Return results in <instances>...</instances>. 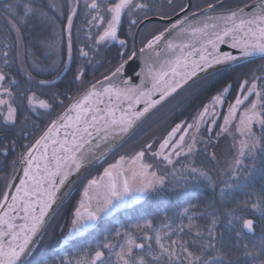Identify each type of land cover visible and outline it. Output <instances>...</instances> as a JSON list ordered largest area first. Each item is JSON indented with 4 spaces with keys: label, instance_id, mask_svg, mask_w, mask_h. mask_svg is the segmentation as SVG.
<instances>
[{
    "label": "snow or ice",
    "instance_id": "6c2138e0",
    "mask_svg": "<svg viewBox=\"0 0 264 264\" xmlns=\"http://www.w3.org/2000/svg\"><path fill=\"white\" fill-rule=\"evenodd\" d=\"M153 15L167 23L137 49ZM0 24V161L16 157L0 191V264H264V64L239 80L232 100L228 83L191 122L109 162L161 101L207 82L218 66L264 61V0H6ZM26 29L35 34L32 48ZM74 63L68 88L77 94L55 90ZM106 63L99 77L85 79ZM45 73L52 78H39ZM104 164L83 183L66 234L61 228L67 254H49L41 241L50 220L76 181ZM209 190L202 208L193 203ZM173 203L172 215L149 218L152 206ZM120 210H130L129 221L96 239ZM84 237L95 243L85 246Z\"/></svg>",
    "mask_w": 264,
    "mask_h": 264
},
{
    "label": "trees",
    "instance_id": "16d2710c",
    "mask_svg": "<svg viewBox=\"0 0 264 264\" xmlns=\"http://www.w3.org/2000/svg\"><path fill=\"white\" fill-rule=\"evenodd\" d=\"M5 2H6V0H0V4L5 3ZM81 7H82V4H81ZM82 19H83V16L81 15V17L79 19H76L74 22V48H73V56L74 57L76 56L75 27L80 26V24L82 23ZM124 27H126V30H127V25H125ZM4 31H5V29H4L3 25L0 24V34H2ZM24 35H25V44L29 48H32L33 42L35 39V34L32 33L30 30L26 29ZM0 47H2V35H0ZM21 51L23 52V49H21ZM115 52H116V49L113 48L112 50L104 53V55L107 58L112 59L115 56ZM114 62H115V60H113V63ZM44 63L47 64V63H49V61H44ZM77 63H78V61H77ZM262 64H264V61H262L260 59H255L251 63H244L239 67L233 66V67L229 68V69H232L230 72H227V74L222 75L219 78L215 79L214 82L212 83L210 89H208L207 91L208 92H216L218 89L226 86L228 83H232L233 84L232 95L234 96L235 92L238 88L239 80L245 76L250 75L251 72L255 71ZM75 67H76V63H74L71 66V69H72L71 71H68L66 74L62 73L60 79L58 80V83H57L55 90L61 91V92L67 90L69 92V95H76L77 94L78 89L76 86H72L70 89L68 88L69 82L73 78V72L75 71ZM107 67H109V65L106 63L103 67H99V71L93 72L91 69H89L88 74H87L85 79L87 81H92L94 79V77H99L100 73L104 72ZM21 76H22V73H21ZM18 78H20V77H18ZM39 78L51 79L52 77L49 76L47 73H45L42 76H40ZM211 90H214V91H211ZM45 91L47 92L48 90L46 89ZM66 103H67V101H66ZM62 110L63 109L61 107H57L56 110L52 113L51 117H46V118L39 120V126H40L39 130H42L47 125L48 121L50 119L54 118ZM39 130H37L33 134V136L29 138V140L34 139L36 136H38ZM131 136H129L125 141H123V143L130 140ZM23 142L26 143L28 141H23ZM14 158H16V157H13L12 155H10L8 157V161L5 162L4 171L0 174V191H2L3 187H4L2 178L9 176L12 173L11 161ZM211 198H212V194L210 192H205V195L201 196L198 201L194 200L193 203H199L201 208H202L204 203L207 202L208 200H210ZM69 203H70V201H69ZM69 203L63 205L62 208L57 211V214L50 220L51 222H49V224L47 226L48 228L45 229L46 230L45 232L49 234L48 235L49 237L51 236V239H46L44 242L43 241L44 238H43V240L41 241V246L49 254L53 253L54 251H62L63 254H67V246L65 245L63 248L61 247L63 244L61 228H63V231L65 230L64 233L66 234V229L68 228L69 223H70L69 218H70L71 211H69V208H66L65 206L69 205ZM64 207H65V209H64ZM174 209L175 208L171 209V207H169V208L167 207L164 210H160L158 208H156L155 210H152L151 208H149V211L151 213L149 218H154L156 221H159L158 218L160 216H164L165 214L172 215V213L174 212ZM135 220H136V217L134 215H132V221L135 222ZM128 221H129V215L126 216L121 222L126 223ZM58 225H59V227H58ZM109 225H110V227L108 226L107 228H104V230L99 229L98 233L96 234V239L101 238L106 230H110V229H113L114 227H117L118 223H116V224L112 223ZM260 233H261V229L257 228V232H256L257 237L260 236ZM48 236H47V238H48ZM82 240L84 241L85 246L87 245V243H95V240H93L91 237H84V238H82Z\"/></svg>",
    "mask_w": 264,
    "mask_h": 264
},
{
    "label": "flooded vegetation",
    "instance_id": "af4514ba",
    "mask_svg": "<svg viewBox=\"0 0 264 264\" xmlns=\"http://www.w3.org/2000/svg\"><path fill=\"white\" fill-rule=\"evenodd\" d=\"M157 2L160 3L162 2V0H157ZM192 2L194 4L198 3L200 5H204L206 0H192ZM174 3L176 5H180L182 3L186 4V0H174ZM164 10L171 12V9L169 8H165ZM174 16L175 14H173V17ZM152 17H156V16L153 15ZM151 23L159 24L160 28L163 27V23L161 22H150V23H147L146 25L151 24ZM144 27L145 26H143L142 29ZM156 29H159V28L152 27L151 29H148V32L152 33ZM124 30H126V27H124ZM138 45L140 46L139 39H138ZM231 70L232 69L223 70L217 74H214L212 77L207 78V82L200 81L197 84L192 85L191 87L184 88V89H187L185 90L186 92L185 91L182 92L184 90L183 89L182 91L177 93L174 97H172L165 104L159 107L155 112H153L148 118H146V120L131 134L132 136L130 135L131 142L136 144L133 146H137L138 148V145H140V143L143 144L146 141H152V140L158 141L163 136H165L171 130V128L175 127L176 124H179L185 121L191 122V118L196 115L197 111L201 109L203 104L208 103L211 96L223 88L222 87L218 89L216 92H208L207 90L210 89L214 80L219 78L222 75L227 74V72H230ZM202 84H204L205 86L201 87ZM211 91H214V90H211ZM233 97H234L233 95H230L228 99L232 100ZM226 109H227V105H225L224 108L220 111H226ZM220 123H222V118L217 121V124H220ZM160 125H162L161 129L158 128V126ZM118 155L119 153L115 156V158H118L117 157ZM12 156L15 157V154H12ZM197 163L207 164L208 161L205 159V157L198 156ZM4 165H5V162L0 161V174L4 171V167H5ZM99 167L91 168L88 172L85 173L84 176L80 178V180L77 182L79 184L77 183L75 184L74 190L72 192L71 205H73L74 202H76L79 199L80 193L78 190V185H80V188H81L83 183L86 182L87 178H90L92 175H97L98 173L102 172L103 169H99ZM177 167H179V165H177ZM71 205L69 207V211H71ZM130 214H131L130 210H121L117 212L114 217L108 218L107 222L101 225L100 228L110 223H114V224L119 223L126 216Z\"/></svg>",
    "mask_w": 264,
    "mask_h": 264
},
{
    "label": "rangeland",
    "instance_id": "374dc122",
    "mask_svg": "<svg viewBox=\"0 0 264 264\" xmlns=\"http://www.w3.org/2000/svg\"><path fill=\"white\" fill-rule=\"evenodd\" d=\"M152 27H158V28H160V25L159 24H155V23H151V24H148L146 27H144L143 28V30L140 32V36H139V44H140V41H142L145 37H147L148 36V34H150V32H148V29H151ZM217 74V73H216ZM214 75V74H213ZM185 90H187V89H184L182 92H184ZM186 92V91H185ZM158 128L159 129H161L162 128V125H160V126H158ZM157 128V129H158ZM156 129V130H157ZM133 145H136L135 143H133V142H131V138H130V140H128V141H126V142H124L120 147H119V149H118V151L114 154V155H112V154H110V156H109V162L112 160V159H114L115 158V156L119 153V155L120 154H131V153H133L135 150H138L140 147H141V145H142V143H140V145H138V148H137V146H133ZM223 145H221V147H222ZM137 148V149H136ZM118 155V156H119ZM117 156V157H118ZM104 166H106V164H104V165H102V166H100L99 167V169H103V167ZM189 183H191L192 181L189 179V181H188ZM183 181L181 182V185H183ZM77 184H79V183H77ZM78 190H79V193H80V190H82V187L80 188V185H78ZM180 190H182V187H177L176 188V191H180ZM207 192H210L211 194H212V192L209 190V191H207ZM173 195H174V193H173ZM203 195H205V193L203 194ZM203 195H201V196H203ZM200 196V197H201ZM72 200V199H71ZM71 200H70V203H69V205H67V206H65L66 208H69L70 207V205H71ZM67 203V204H68ZM76 202H74V204H75ZM73 204V205H74ZM72 206V205H71ZM65 207H64V209H65ZM146 207H147V205H146ZM169 207H171V209H173V208H175L174 209V211L176 210V206H175V203H173L172 204V206L170 205ZM168 207V208H169ZM151 209L152 210H155L156 209V207L155 206H152L151 207ZM166 209V208H165ZM162 217L163 216H160L159 218H158V220H160V219H162ZM51 222V221H50ZM132 222H134V221H132ZM122 222H119L118 223V226L121 224ZM127 223V222H126ZM110 224H112V223H110ZM69 226H70V223H69ZM68 226V227H69ZM110 227V225L109 224H107V225H105V226H103L102 228H100V229H103L104 230V228H107V227ZM117 226V227H118ZM48 228V227H47ZM46 228V229H47ZM67 230V229H66ZM46 231V230H45ZM64 232H65V230H64ZM46 232H44V236H43V238H44V242H45V240L46 239H51V236L49 237L48 235V233H46ZM47 236H48V238H47ZM60 246V245H59Z\"/></svg>",
    "mask_w": 264,
    "mask_h": 264
},
{
    "label": "water",
    "instance_id": "95a60500",
    "mask_svg": "<svg viewBox=\"0 0 264 264\" xmlns=\"http://www.w3.org/2000/svg\"><path fill=\"white\" fill-rule=\"evenodd\" d=\"M174 19H179V17L178 16H174L173 17ZM150 22H161V21H159L156 17H152V18H150L149 20H146L145 21V24H147V23H150ZM162 23V22H161ZM163 23H167V22H163ZM144 25H141V28L143 27ZM136 46H137V49L139 48V45H138V40L136 41ZM225 51H231L233 54H237L238 55V53L236 52V50H234V49H228L226 46H221ZM139 62L137 61L136 63H134L133 65H132V67L131 68H129L128 69V72L129 73H131L132 72V68H136V64H138ZM233 66H236L235 64L234 65H232V67ZM218 67H221V71H223L224 69H223V67L222 66H218ZM231 68V67H230ZM137 71L139 70L138 68L136 69ZM220 72V71H219ZM216 73H218V72H215L214 74H216ZM129 78H132L131 76L129 77ZM136 83H139V80L137 79L136 80ZM186 87H188V86H186ZM185 87V88H186ZM184 89V88H183ZM183 89H181V90H183ZM181 90H179L177 93H179ZM176 93V94H177ZM176 94H174L173 96H171V97H169V98H167L165 101H161V103L160 104H158V105H156V107L155 108H153V109H151L150 110V112L148 113V114H146V117L145 118H142V121L141 122H138V125H137V127H135V129L123 140V141H125L145 120H146V118H148L153 112H155L159 107H161L163 104H165L168 100H170L172 97H174ZM153 99H158V95L157 96H153ZM143 104H141V105H139L138 106V108H137V110H139V109H142L143 108ZM62 134V133H61ZM123 141L122 142H120V145L123 143ZM80 179H78L77 181H76V183L79 181ZM75 186V185H74ZM121 211V210H120ZM119 212V211H118ZM116 214V213H115Z\"/></svg>",
    "mask_w": 264,
    "mask_h": 264
}]
</instances>
